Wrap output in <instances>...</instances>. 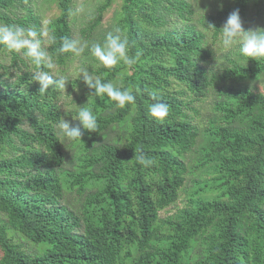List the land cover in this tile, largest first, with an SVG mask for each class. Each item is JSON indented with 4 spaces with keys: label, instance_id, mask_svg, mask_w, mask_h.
Masks as SVG:
<instances>
[{
    "label": "trees",
    "instance_id": "trees-1",
    "mask_svg": "<svg viewBox=\"0 0 264 264\" xmlns=\"http://www.w3.org/2000/svg\"><path fill=\"white\" fill-rule=\"evenodd\" d=\"M37 1L0 0V25L46 30L42 50L53 64L0 45V264H264V91L240 83L264 74V57L216 74L206 65L209 34L219 36L234 10L262 12L264 0H232L200 19L191 0H119L111 33L120 30L134 62L106 67L86 54L98 79L135 99L118 107L74 79L96 132L62 110L53 74L75 60L58 51L64 37L76 40L74 0H49L45 21ZM115 1L97 5L84 37ZM40 72L53 79L44 91ZM211 90L217 115L190 166L200 129L189 111L199 113L196 102ZM156 102L168 105L163 120L149 114ZM61 119L79 126L81 139L61 137ZM195 169L212 177L194 179L184 205L168 211Z\"/></svg>",
    "mask_w": 264,
    "mask_h": 264
},
{
    "label": "rangeland",
    "instance_id": "rangeland-1",
    "mask_svg": "<svg viewBox=\"0 0 264 264\" xmlns=\"http://www.w3.org/2000/svg\"><path fill=\"white\" fill-rule=\"evenodd\" d=\"M105 0H74V14L72 16L73 26L75 27V38L81 46H84V51L80 55L75 56V60L70 62L66 66H56L54 65L53 74L59 75L66 79V87L64 88L63 95L59 104L64 112L66 111H77L79 112L80 107H85L89 102L90 98L83 96L84 89H80L78 86L73 84L74 79L84 78L85 74L92 79H98V74L96 73V66L91 63L90 56L87 57L86 52L90 51L93 44L99 43L100 38L105 34H109L117 26L118 17L115 16V12L119 9V0H116L112 7L108 10L102 24L95 30L94 34L90 38H86L82 35L81 29L85 26L91 17L92 12L96 9L97 5ZM193 2L196 15V19H200L204 14H209L217 9L224 7L225 5L231 4L232 0H191ZM51 3L49 0H38L36 7L41 13L43 20H47L51 15L50 10ZM242 27L244 30H254V29H264V9L259 12L258 6L251 5L247 11L245 17L241 18ZM200 24V23H199ZM46 32V30L44 31ZM43 46V43H42ZM208 46L213 51V56L207 62V68L210 74L212 72L220 73L224 68L232 65V62L237 63H247L250 64L249 57L241 56L239 52L238 45L232 46L230 49L225 48L221 42V34L217 37H213L209 34ZM261 57V56H259ZM255 57V58H259ZM264 57V56H262ZM241 84H246L254 90L264 91V74H262L258 79H245ZM80 99V100H79ZM217 96L214 90H211L208 96L202 100L196 102L197 109L199 113H194L189 111V114L193 117L194 122L199 126L200 135L196 146L188 153L189 164H195V157H199L201 150L206 145L205 132L206 129L210 127V120L217 115L214 110V102H216ZM194 159V160H193ZM211 178L210 174L203 172L202 169H195L193 172L189 173L187 178L186 186L181 192V198L177 201L175 205L169 208L168 211H174L178 207L183 206V202L188 197L187 188L193 190L195 186L194 179L200 180L203 177ZM167 213V211L165 212Z\"/></svg>",
    "mask_w": 264,
    "mask_h": 264
},
{
    "label": "clouds",
    "instance_id": "clouds-1",
    "mask_svg": "<svg viewBox=\"0 0 264 264\" xmlns=\"http://www.w3.org/2000/svg\"><path fill=\"white\" fill-rule=\"evenodd\" d=\"M115 31L116 34L110 32L106 36L102 45L96 43L90 48L91 54L98 58L106 67L116 65L120 60L129 64L134 62V59H129L127 55V39L121 37L119 29ZM219 31L222 45L225 48L230 49L232 46L238 45L239 52L243 57L255 58L264 56V29L244 30L238 9L229 14ZM47 35V32L38 33L31 28L25 29L17 25H0V45L17 52L23 50V56L28 58L31 63L40 65L41 62H46L47 67L51 69L53 64L42 50L41 37ZM58 51L60 53L73 52L76 55H80L84 51V46H81L76 40L64 37ZM36 79L41 84V91L48 89L49 85L53 84V79L48 72H40ZM85 83L89 88L95 89L96 94H106L107 97L117 102L118 107H123L126 103L133 102L135 99L130 92L120 90L111 82H102L100 79H96L93 82V79L87 74H85ZM56 86L59 89H64L66 87V79L61 77L56 82ZM148 111L152 117L157 120H163L168 115L169 109L166 103L156 102L149 106ZM78 120L84 129L96 132V117L89 109L80 107ZM56 127L58 134L69 142L77 138L81 139L82 132L79 126L72 127L68 121L61 119ZM145 163H151V161H146Z\"/></svg>",
    "mask_w": 264,
    "mask_h": 264
}]
</instances>
